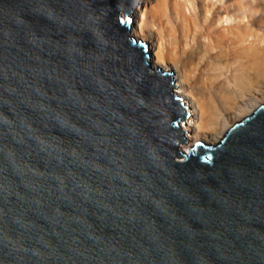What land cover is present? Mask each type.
Masks as SVG:
<instances>
[{"label":"water","instance_id":"95a60500","mask_svg":"<svg viewBox=\"0 0 264 264\" xmlns=\"http://www.w3.org/2000/svg\"><path fill=\"white\" fill-rule=\"evenodd\" d=\"M135 0H0V264H264V106L192 154Z\"/></svg>","mask_w":264,"mask_h":264},{"label":"bare ground","instance_id":"6f19581e","mask_svg":"<svg viewBox=\"0 0 264 264\" xmlns=\"http://www.w3.org/2000/svg\"><path fill=\"white\" fill-rule=\"evenodd\" d=\"M129 15L124 29L191 114L184 153L219 144L264 106V0H140Z\"/></svg>","mask_w":264,"mask_h":264},{"label":"rangeland","instance_id":"374dc122","mask_svg":"<svg viewBox=\"0 0 264 264\" xmlns=\"http://www.w3.org/2000/svg\"><path fill=\"white\" fill-rule=\"evenodd\" d=\"M138 3H140V0H137V2H136V6L138 5ZM131 14H132V13H131ZM122 17L124 18V20H125L126 22H127L128 20L131 21V20L134 19L132 15H123ZM150 44H151V43H150ZM170 73L172 74V77L174 76V78H175V76H176L175 73H173V72H170ZM175 86H176V87L178 86L177 82H175ZM177 90H178V87H177ZM176 96H177V99L181 101L182 98H181L179 95H177V94H176ZM184 108H185V107H184ZM186 109H187V108H186ZM187 110L189 111V109H187ZM190 116H191V114L189 113V114H188V117L190 118ZM179 124H180V126H181L182 123L179 122ZM183 131H184V129H183ZM184 133L187 134V132H185V131H184ZM184 143H189V141L187 140V141L184 142ZM215 145H217V144H215Z\"/></svg>","mask_w":264,"mask_h":264}]
</instances>
